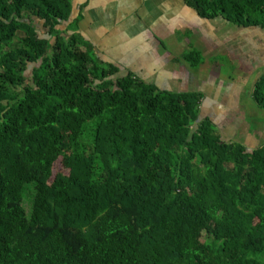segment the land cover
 I'll use <instances>...</instances> for the list:
<instances>
[{"label":"trees","instance_id":"16d2710c","mask_svg":"<svg viewBox=\"0 0 264 264\" xmlns=\"http://www.w3.org/2000/svg\"><path fill=\"white\" fill-rule=\"evenodd\" d=\"M184 1L264 27V0ZM70 12L0 0V264H264V144L224 141L200 92L93 57Z\"/></svg>","mask_w":264,"mask_h":264},{"label":"crops","instance_id":"0c3cea01","mask_svg":"<svg viewBox=\"0 0 264 264\" xmlns=\"http://www.w3.org/2000/svg\"><path fill=\"white\" fill-rule=\"evenodd\" d=\"M69 1L70 18L61 25L67 27L80 15L76 32L93 57L114 65L120 75L131 72L161 90L200 92L201 117H209L221 135L249 134L243 119L252 117L260 107L253 89L264 72V27L234 25L222 16L202 18L184 0ZM177 32L188 34L179 38ZM191 48L200 51L202 57L222 53L233 56L232 75L225 80H208V75L203 78L186 70L188 74L182 77V71L177 70L187 64L183 55ZM200 65L202 71H208V63L202 61ZM218 67L215 62L214 72ZM242 98L254 106L243 105ZM260 134L264 137V132Z\"/></svg>","mask_w":264,"mask_h":264},{"label":"rangeland","instance_id":"374dc122","mask_svg":"<svg viewBox=\"0 0 264 264\" xmlns=\"http://www.w3.org/2000/svg\"><path fill=\"white\" fill-rule=\"evenodd\" d=\"M61 28L64 29L65 27L63 25H61ZM74 29H75V26H74ZM186 34H188V33H178L177 32L176 33V37L181 38V37H183ZM172 37H174V36L172 35ZM173 40L175 42V39H173ZM193 42L194 41H192L191 43H193ZM172 50H173L174 53H176V49H174L172 47ZM172 56L176 57L175 54H172ZM222 57H224L225 60H223ZM231 58L233 59V56L232 57L227 56L226 53H222L221 55L217 54V56L216 55L214 56V54H212L210 56H205V59L203 60V63L205 61L209 65L208 71H202L200 69L201 65H199L198 67H189L187 64L186 65H182L181 67L179 66L177 71H182V75H181L182 77L184 75L188 74L187 73L188 71H186V70H189L191 73H197L198 75H201L203 78L206 75H208V77H207L208 80H210V79L217 80L218 78H219V80H225V79H227L229 77V75H232L231 72H232L233 69L231 67L232 66V64H231V60L232 59ZM215 62L220 64V67H218L216 72H214V63ZM178 65H180V64H178ZM31 67H32V65H29L28 70H27L28 74H30L29 72H30ZM185 67H187L188 69H184ZM218 71H219V73H218ZM204 72H207V73H204ZM235 76L237 77L238 74H235ZM212 87H214V81H213ZM212 87L210 89V92H212V89H213ZM169 91H171V90H169ZM242 101H243L242 104L247 106V107H251L253 105V104L249 103V100H247V99L243 100V98H242ZM244 115L246 116V114H244ZM243 120L245 121L246 127L249 128V134L248 133H247V135L246 134H242L240 136H235L233 134H229L230 136L221 135L222 139L224 141H227V142H230V141L239 142V143L243 144L246 148L255 147V146L259 145V144L262 145V143L264 142V137H262L263 135L260 134V133L264 132V131L261 130V127L264 126V108H260L259 107L256 110V113L253 114L252 117H250V118L247 117V118H245ZM237 121H240V119H238ZM255 133H258L259 136H253ZM261 145H259V146H261ZM58 171H62L64 173H66V171L64 169H62L60 162H56V164L54 166V173L58 172ZM31 197H32L31 193L26 191L25 199H24V207H25L27 212L29 211V205L31 203Z\"/></svg>","mask_w":264,"mask_h":264}]
</instances>
